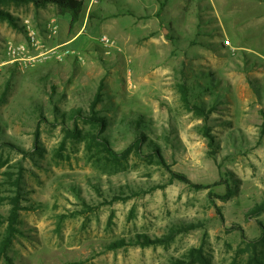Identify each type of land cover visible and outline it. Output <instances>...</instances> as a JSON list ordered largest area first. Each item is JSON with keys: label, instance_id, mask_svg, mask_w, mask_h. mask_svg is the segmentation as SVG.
I'll use <instances>...</instances> for the list:
<instances>
[{"label": "rangeland", "instance_id": "rangeland-1", "mask_svg": "<svg viewBox=\"0 0 264 264\" xmlns=\"http://www.w3.org/2000/svg\"><path fill=\"white\" fill-rule=\"evenodd\" d=\"M142 1L102 0L85 14L72 45L61 48L58 40L71 34L55 6L0 3L13 19L0 21V242L8 197L19 191L20 204L29 208L19 213L0 264H183L193 248L205 259L193 264H241L245 245L260 238L264 214L252 212L264 206V2L233 0L234 7L217 11L225 28L219 33L216 17L201 16L198 6L168 0L157 16L158 0ZM25 21L42 46L26 56L68 51L60 62L50 53L32 63L10 62L6 46L25 43ZM182 83L207 118L181 101ZM98 91L95 112L105 118L103 136L117 160L90 151L86 133L65 134L76 124L88 132L91 126L75 113L90 112ZM136 120L170 169L210 188L170 182L144 149L120 156L135 138L128 123ZM126 185L165 187L106 204L95 191L110 201ZM190 222L201 226L164 246L106 250L118 240L164 237L169 227Z\"/></svg>", "mask_w": 264, "mask_h": 264}, {"label": "trees", "instance_id": "trees-1", "mask_svg": "<svg viewBox=\"0 0 264 264\" xmlns=\"http://www.w3.org/2000/svg\"><path fill=\"white\" fill-rule=\"evenodd\" d=\"M0 3L3 5L8 4H15L16 6L26 5L29 3H32L35 7L38 8H44L45 6L52 5L57 8V15L58 17L67 19V32L69 30V33L71 34L70 37L66 38L63 37L62 39L58 40V46L62 44H66L69 41L76 38L77 33L82 30V22L84 19L85 14L87 13V4L88 0H0ZM100 4V3H99ZM98 4V5H99ZM97 6H95L94 9H96ZM128 13L132 14L131 11H127ZM134 15V14H132ZM157 16H160V13L157 14ZM0 21H7L11 24H13V19L10 15H8L5 12L0 11ZM75 29L78 30V32L75 34ZM66 32V33H67ZM82 36V35H81ZM74 41V40H73ZM72 41V42H73ZM71 42V43H72ZM68 44V46H71ZM101 88V86H100ZM101 90V89H100ZM99 90V91H100ZM179 95L181 101L185 104L186 108L190 110V112H193V114L197 116H203L204 118L208 117L209 112L204 109V106L201 104H192L190 102V96H189V87L186 86L185 83H182L178 87ZM95 95L93 106L88 113H83L81 111H77L75 113V116L81 121L82 124L91 126L88 130V132L81 133L78 131L76 124V127H74L73 130L65 131L66 136H73L77 134H85L84 140L86 142L87 148L90 150L92 147L98 148L101 152L105 153L109 159L111 160H117L119 158V155L115 153L110 148V143L107 138H105L103 135H105V129L107 127L105 118H102L98 116V114L95 112V108L97 103H99L102 99L100 92ZM76 121V120H75ZM133 122V120H131ZM78 122V121H76ZM128 123L130 131H132L135 134V138L130 145V147H127L120 156L127 158L131 153L139 154L141 153V150L144 149L149 155V158L155 163L160 165L165 171L168 173L170 182H178L182 183L184 186L191 188L193 190H207L210 188V186H203L202 184L194 183L191 181L187 176H185L183 173L173 171L170 169L168 164H166L164 157L159 152V149L157 145L152 143L150 139L147 138L144 130L141 129L140 122L138 120L135 121L131 125V123ZM208 128H204L203 135L206 138L210 139ZM213 142L210 141V144ZM91 151V150H90ZM26 155V154H25ZM165 187L164 185H151L147 189L146 188H131L129 186H123L119 187V191L117 193H113L109 198L110 201H108L106 196H103L99 190H95L96 193L104 200H102V204L106 203H114L119 201H128L133 198L139 197L141 195H146L149 193H152L158 189H161ZM17 188L19 190V184H17ZM111 190V189H110ZM209 199H213L217 196L212 194L211 192H208L207 194ZM228 196H224L221 200H226ZM22 195L21 193L16 194V196L8 197L6 200L7 205L9 208V215L5 219L6 222V229L4 237H2V240L0 242V255H3L6 253L7 249L12 243V240L16 237L17 229L16 226L18 224L19 219V213L21 211L28 210V206H24L21 203ZM264 214V206H256L253 209L252 217H259L260 215ZM201 226V223L199 222H190L188 224L186 223H179L178 225H174L172 227L168 228V232L164 237H155L153 239L146 238V237H138L136 241L130 240L128 244H125L124 240H118L115 241L109 245H106L107 251H113L115 249H119L122 247H126L128 245L134 246V245H140V246H155V245H166L171 242H174L176 236L179 233H188L191 230H194ZM261 229V236L259 239L251 240L248 242V244L245 245V249L241 251V254H245L246 258L244 262L241 264H264V227L261 223L258 225ZM235 228V227H233ZM239 232H242L240 228H235ZM205 260L204 256L202 255V252L200 249H190L188 251V261L183 264H193L194 261L197 260ZM179 262V261H178ZM178 262H174L173 264H177ZM208 264V262H206ZM235 264V263H233Z\"/></svg>", "mask_w": 264, "mask_h": 264}, {"label": "built area", "instance_id": "built-area-1", "mask_svg": "<svg viewBox=\"0 0 264 264\" xmlns=\"http://www.w3.org/2000/svg\"><path fill=\"white\" fill-rule=\"evenodd\" d=\"M102 0H88L87 4V14L90 13V11L95 8ZM25 43L23 44H15V43H8L5 49V54L11 59V63H32L36 60H39L40 58L46 59L50 58V56H47L46 54L50 53L55 58L56 61L60 62L62 60V57L68 53V51H64L63 53H57L56 48L46 51L44 53H40L38 56H26V54L30 50H41V42L37 37V31L34 29L30 24L29 21H25ZM50 29L52 30V33H56L58 31V27L56 24V21L52 19L50 21ZM103 46L107 47L109 46V40L107 37L103 36L100 39ZM224 44L226 47L231 48V45L228 41H224ZM61 48V47H59ZM57 48V49H59ZM47 56V57H45Z\"/></svg>", "mask_w": 264, "mask_h": 264}, {"label": "crops", "instance_id": "crops-1", "mask_svg": "<svg viewBox=\"0 0 264 264\" xmlns=\"http://www.w3.org/2000/svg\"><path fill=\"white\" fill-rule=\"evenodd\" d=\"M135 1H137V2L139 1L140 5H143V2H144L142 0H135ZM239 1H240L239 3H243V1H246V0H239ZM247 1L251 2L252 4H260L261 3L260 0H247ZM147 2L148 1L146 0L145 3L148 4ZM167 2H168V0H158V5H157V7H155L154 14H158V13L161 14L162 13V9H165L167 7ZM186 2H188V4H193L195 7L198 6L199 9H200L201 16L207 15L208 17L210 15L215 16L217 11H219L220 9H222L224 7H226V8L228 7L229 9L234 7V5H232V3H231V2H234L233 0H177L178 4L182 3V5H184V6L186 5ZM263 2H264V0H263ZM161 7H162V9H161ZM254 7L255 6H249L248 9H251V8H254ZM183 12H185V10ZM132 14H135V12H132ZM134 17H135V15H134ZM220 24H221V22H219L217 17H216V20H215L213 26L218 28V32L219 33H220V31L221 32L225 31V28H224L223 24H222V26ZM73 40L69 41L66 44H62V45H59V46L57 45V47L68 46V44L70 45V43Z\"/></svg>", "mask_w": 264, "mask_h": 264}]
</instances>
